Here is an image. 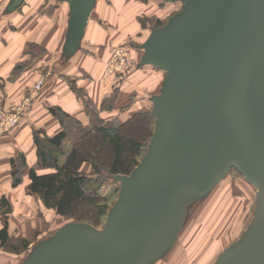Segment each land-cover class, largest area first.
I'll return each instance as SVG.
<instances>
[{"label":"water","instance_id":"water-1","mask_svg":"<svg viewBox=\"0 0 264 264\" xmlns=\"http://www.w3.org/2000/svg\"><path fill=\"white\" fill-rule=\"evenodd\" d=\"M25 0H9L5 12ZM70 16L62 55L81 47L97 0H61ZM181 1L142 43L138 66L165 71L154 131L100 228L69 220L23 264H155L178 242L190 209L235 168L256 188L254 216L215 264H264V0Z\"/></svg>","mask_w":264,"mask_h":264},{"label":"crops","instance_id":"crops-1","mask_svg":"<svg viewBox=\"0 0 264 264\" xmlns=\"http://www.w3.org/2000/svg\"><path fill=\"white\" fill-rule=\"evenodd\" d=\"M151 1L157 4V0ZM8 2L0 0V106L11 109L26 98L30 102L19 123L0 134V230L6 227L9 239L23 237L32 242L36 234L46 231L52 211L57 213L29 188L31 167L40 174L53 171L41 164L35 131L51 137L63 130L69 133L72 125L88 131L92 122L88 104L106 123H124L151 104L157 92L141 90L145 84L156 85L162 80L164 70L136 65L121 83L114 77L103 79L111 47L129 42L134 32H140L139 21L126 13L128 0H97L81 47L69 58L62 55L70 16L67 2L25 0L6 13ZM40 80L43 83L37 89ZM106 99L111 103L104 109ZM53 108L67 114L63 121ZM75 144L74 140L68 146L63 160ZM17 170L21 181L16 184ZM27 254L14 253L0 242V264H23Z\"/></svg>","mask_w":264,"mask_h":264},{"label":"rangeland","instance_id":"rangeland-1","mask_svg":"<svg viewBox=\"0 0 264 264\" xmlns=\"http://www.w3.org/2000/svg\"><path fill=\"white\" fill-rule=\"evenodd\" d=\"M150 1L151 0H128L129 3L127 2L128 6L126 8V13L131 12V15L139 21L140 32L138 34L134 32L129 42L126 41L124 43L114 44H125L130 46L132 59L134 60L130 70L136 67L143 53V48L140 46L144 38L150 33L153 25L161 26L165 24L168 18L179 11L183 6L181 1L168 2L165 0H157V4L154 1ZM163 72L162 80H159L156 85L145 84L141 91L146 94H150L154 91L159 93L165 78V71ZM110 77L119 78V76L116 75L109 76L108 78ZM125 77H127V74L124 75L123 79L116 80V83H121ZM153 77L154 76H150V80L154 79ZM115 95H117V93H115ZM133 98L134 95L129 96L130 102L133 101ZM89 101L91 104L95 105V101L91 97ZM110 103L111 101L106 99V101L102 103V108L107 109ZM152 107L153 102L151 101V104L145 111H152ZM141 122H139V120L138 122L135 121V123L129 124L123 129L126 133H133L143 138L144 148L142 153L138 155V160H141L145 154L151 139L152 131L154 130L153 119H151L149 124ZM111 124L113 125L115 123L111 122ZM75 126L76 125H72V127L69 128V133H67L68 138L64 141L65 154L61 156L62 160L65 158L70 145L74 144V140L77 143L84 136V131H79V127L76 126L77 129L75 131L73 130ZM97 150L96 148V151ZM97 152H99V150ZM99 153L106 156V151L100 150ZM82 170L92 178L98 179L91 182L92 188H96L99 195L104 197L103 200L110 208L118 198L120 181L116 180L113 177V173L105 167L97 172L90 161L83 164ZM256 192L255 186L249 183L237 169L233 168L205 199L195 204L190 209L188 220L181 232L178 242L166 257L155 264H185L188 262L215 264L220 252L230 243L237 240L251 222L254 216V207L256 205ZM84 209L86 215L85 218L82 219L62 216L54 210L52 211L53 215L47 223L45 232L36 234L32 242L23 237L10 238L9 244L6 247L14 253L27 254L40 237L51 235L54 233L55 229H58L63 223L69 220L90 222L100 228L105 225L108 212L102 216H98L96 209H92L89 204H86Z\"/></svg>","mask_w":264,"mask_h":264},{"label":"trees","instance_id":"trees-1","mask_svg":"<svg viewBox=\"0 0 264 264\" xmlns=\"http://www.w3.org/2000/svg\"><path fill=\"white\" fill-rule=\"evenodd\" d=\"M88 106L92 119L91 128L84 132L82 139L70 150L65 160H62L61 156L65 154L64 141L68 135L66 130L53 137L42 135L41 130L35 131L41 164L52 168L53 171L40 174L35 167H31L29 185L30 190L37 194L47 207L56 209L62 216L81 219L85 218L86 204L96 209L98 216L106 214L110 209L103 200L104 197L99 195L96 188H92L91 182L98 179L85 174L82 170L83 164L90 161L97 172L105 167L113 176L130 173L140 161L137 157L143 151L144 142L140 136L126 133L123 129L138 120L148 124L151 119L155 120L152 111H141L124 123L112 125L110 122L106 123L96 109L89 104ZM53 112L57 113L62 121L67 115L55 108ZM96 148L99 152L106 151V156L97 152ZM14 175L17 184L21 181L20 170L15 171ZM0 242L6 246L9 244L6 227L0 230Z\"/></svg>","mask_w":264,"mask_h":264},{"label":"built area","instance_id":"built-area-1","mask_svg":"<svg viewBox=\"0 0 264 264\" xmlns=\"http://www.w3.org/2000/svg\"><path fill=\"white\" fill-rule=\"evenodd\" d=\"M133 61L130 46L125 44L114 45L110 50L103 79L113 75L119 76V80L123 79L124 75L130 71ZM42 83V80L37 83V89L41 87ZM29 102L30 98H27L21 105L14 106L11 109H5L0 106V134L10 131L19 123ZM185 264L198 263L188 262Z\"/></svg>","mask_w":264,"mask_h":264}]
</instances>
